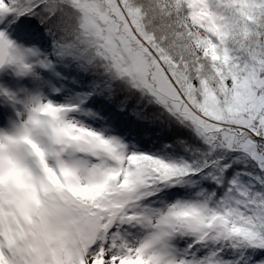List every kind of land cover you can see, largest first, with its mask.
<instances>
[{
  "label": "snow or ice",
  "instance_id": "1",
  "mask_svg": "<svg viewBox=\"0 0 264 264\" xmlns=\"http://www.w3.org/2000/svg\"><path fill=\"white\" fill-rule=\"evenodd\" d=\"M0 264H264V0H0Z\"/></svg>",
  "mask_w": 264,
  "mask_h": 264
}]
</instances>
